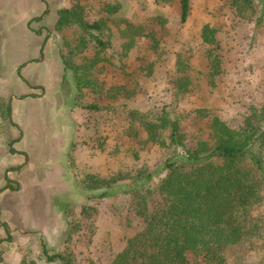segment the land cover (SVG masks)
I'll list each match as a JSON object with an SVG mask.
<instances>
[{
    "label": "rangeland",
    "instance_id": "obj_1",
    "mask_svg": "<svg viewBox=\"0 0 264 264\" xmlns=\"http://www.w3.org/2000/svg\"><path fill=\"white\" fill-rule=\"evenodd\" d=\"M41 1L49 6L46 23L33 10ZM68 6L102 29L84 35L75 24L58 28ZM207 23L217 29L216 44L202 40ZM0 38V96L16 107L12 124L0 120V264H61L47 260L45 245L51 254L72 255L71 264H110L144 222L131 194L101 198L88 176L128 174L122 184L155 171L150 183L158 185L176 146L169 129L161 136L166 146L149 141L143 121L165 109L192 147L208 137L211 116L238 127L251 106L264 105V20L240 18L228 0H191L186 22L180 0H0ZM209 51L221 60L214 80ZM89 59V76L77 73L74 65ZM181 75L193 80L185 93L175 87ZM7 175L16 190H2ZM258 214L264 201L253 209ZM262 255L253 250L246 261L258 264Z\"/></svg>",
    "mask_w": 264,
    "mask_h": 264
},
{
    "label": "trees",
    "instance_id": "obj_2",
    "mask_svg": "<svg viewBox=\"0 0 264 264\" xmlns=\"http://www.w3.org/2000/svg\"><path fill=\"white\" fill-rule=\"evenodd\" d=\"M228 1L237 16L262 24L264 0ZM190 8L191 0H180L182 22L187 21ZM59 15L58 28L75 24L84 35L102 29L100 22H87L73 8H63ZM216 33L215 27L205 24L201 32L203 42L216 44ZM94 40L101 48L107 45L101 38ZM212 52L208 53L209 74L214 80L221 73V60L218 53ZM89 60L90 64L74 65L76 72L89 76L95 59ZM65 64L67 68L73 67L68 61ZM178 67L180 72L185 63L179 62ZM1 71L0 44V75ZM77 77L79 83L90 81ZM192 83L190 75H181L175 81L177 93L190 91ZM12 113L13 99L0 96V120L12 124ZM197 113L210 116L206 109H198ZM209 120L208 137H198L192 147L185 145L181 121L171 118L165 109L156 118L143 121L149 141L166 146L161 136L169 129L170 145L176 146L162 164L161 169L167 174L158 185L150 183L155 171L139 172L129 178L130 182L122 184L118 182L128 174L111 179L88 176L89 188L103 190L99 194L101 198L118 191L131 194L134 211L144 222L141 231L127 240L126 247L110 264H250L246 258L257 249L263 253L258 264H264V214L252 215L255 206L264 201V105L251 106V112L238 127L215 115ZM178 146L182 147L180 152ZM11 152H17L13 145ZM6 180L2 190L17 189L8 175ZM43 252L50 262L71 264L73 261L70 254H51L46 245ZM22 264L34 263L24 259Z\"/></svg>",
    "mask_w": 264,
    "mask_h": 264
},
{
    "label": "crops",
    "instance_id": "obj_3",
    "mask_svg": "<svg viewBox=\"0 0 264 264\" xmlns=\"http://www.w3.org/2000/svg\"><path fill=\"white\" fill-rule=\"evenodd\" d=\"M47 5H48V3H46V2H44V1H41V3H39L37 6H35V8H33V10H34V12H35V10L37 11H40V13H38L37 14V16H42V14H44V17L42 18V20L41 21H44L45 23H46V19L48 18V16H49V14H48V12H47V8L49 7H47ZM64 8H71L70 6H68V7H64ZM50 9V8H49ZM45 12H47V13H45ZM48 23V22H47ZM29 24V23H28ZM45 25H47L48 26V24H45ZM2 40V39H1ZM42 44V43H41ZM40 44V45H41ZM40 45L38 46V48H40ZM37 47V46H36ZM3 48H4V46L1 44V57H2V55H3V59H4V57H6V54L4 53V51H3ZM28 60H25V61H23L22 62V64L20 63L19 64V66L20 65H23V63L24 62H27ZM41 63V62H40ZM18 66V65H17ZM18 66V67H19ZM21 68V67H20ZM15 110H16V107H15V104H14V102H13V113H15ZM13 113H12V115H13ZM20 144V143H19ZM14 147V146H13Z\"/></svg>",
    "mask_w": 264,
    "mask_h": 264
}]
</instances>
